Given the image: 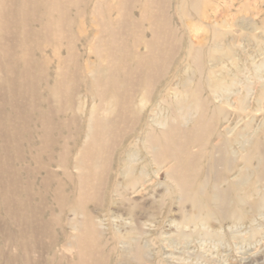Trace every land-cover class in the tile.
Instances as JSON below:
<instances>
[{"label": "bare ground", "instance_id": "obj_1", "mask_svg": "<svg viewBox=\"0 0 264 264\" xmlns=\"http://www.w3.org/2000/svg\"><path fill=\"white\" fill-rule=\"evenodd\" d=\"M135 1L116 0L113 4L116 20L106 23L101 20V0H0V187L4 189L5 211L16 221L20 214L17 221L20 248H26L29 241L37 242L38 249L44 252L55 247L65 235L60 223L64 221L65 212L70 209L75 195L77 204L69 211L81 218L76 222L70 219L67 227L75 230L77 235L62 247L75 249L72 264H84L90 257L92 264L103 263L97 257L106 246L105 242L101 245L105 219L94 213L101 212L105 206L103 191L112 172V152L128 132H134L140 113L147 105L150 88L163 79L177 49L174 31L166 21L168 0H145L144 13L139 21L131 18L129 13L133 11H129L131 8L136 10ZM205 3L206 0H188V10L199 21ZM185 5V0H181L180 21L190 22L189 12L184 13ZM90 6L95 26L92 50L96 63L82 67L79 62L83 55L73 51V46L85 35V32L81 33L80 19L87 16ZM72 8L75 10L73 17L69 14ZM141 21L146 22V28H142ZM207 28L211 30L213 40L206 46L205 59L210 63L209 68H204V41H200L188 61L192 67L191 76L187 68L180 72L173 95L162 100L166 108L152 112L145 124L142 146L151 156L150 169L146 162L139 165L141 158L138 159V152L133 151V156L129 153L121 159L119 171L131 193H135L138 187L146 192L153 175L162 174L164 179L176 175L177 181L174 182L180 193L178 203L189 201L197 209V214L188 217L186 222L205 226L218 217L208 210L203 213L204 208L196 193L189 192L199 172V158L192 154L191 148L199 149L202 154L212 145L204 135L212 136L216 129L202 96L207 91L227 106L235 104L229 101L230 95L234 96L236 108L243 112L247 108V96L253 93L242 82L241 89L235 90L243 71L235 63L231 44H224L229 36L228 23L216 20ZM144 31H148L147 39L142 37ZM128 38H131V44L127 43ZM141 41L145 54L132 53L131 47L138 46ZM86 43L84 39L81 46L85 47ZM60 48L64 56L58 53ZM46 52L51 54L50 58ZM86 60L88 62L89 57ZM225 61L232 62L233 72L226 68ZM261 78L257 77L258 106L264 98ZM139 83L145 87L140 97ZM83 84L84 95L91 102L88 111L84 109V101L78 92ZM220 91L224 92L223 96ZM240 92L244 93L243 97H238ZM262 130L264 123L257 126L255 132ZM214 137L221 141L220 147H211V151L214 149L218 155L215 157L217 162L220 155L223 156L221 148L226 142H222V134H214ZM239 139L243 140L240 150L244 163L254 160L257 165L252 173L245 167L233 170V161L228 162L225 170L235 176L231 186L236 210L230 208V202L228 207L211 204L221 219L229 218L234 222H242L245 203L241 196L253 189L252 176L264 178V152L257 148L256 141L252 144V140ZM167 160L169 165L165 171ZM27 161L36 167L12 168L14 163L19 165ZM53 167L60 169V174L53 172ZM36 179L41 188L40 193L34 195L39 207L29 217L23 207L26 200L32 201L31 186ZM120 185L118 183L116 189ZM211 189L215 191V197L218 196V187L214 185ZM19 191L24 193L26 200L15 198ZM47 196L57 213L50 208L42 209ZM259 198L252 205L254 210L264 206V198ZM129 202V211L123 210L122 201L112 202L119 207L111 214L117 223L113 237L121 245L120 257L127 258V254L131 258L129 264H146L145 247H139L128 231L119 234L121 229L118 227L129 230L130 226L140 225L143 230L148 227L140 223L141 216L135 211L137 202L131 199ZM141 205L144 207L145 203ZM46 211L50 217L43 221ZM45 236H49L47 246L43 243Z\"/></svg>", "mask_w": 264, "mask_h": 264}, {"label": "rangeland", "instance_id": "obj_2", "mask_svg": "<svg viewBox=\"0 0 264 264\" xmlns=\"http://www.w3.org/2000/svg\"><path fill=\"white\" fill-rule=\"evenodd\" d=\"M115 1L101 0V20L107 21L106 23L116 20L117 12L113 10ZM144 1L136 0L134 2L136 10L134 11L132 8L129 10H133L129 12L131 18L139 21L141 13H144L142 8ZM185 2L184 13L187 12V15L189 12L190 22L183 19V21H180L181 17L178 9L181 0H168L166 21L170 29L174 31V40L177 44L174 61L166 70L163 79L150 88L147 105L140 113V120L134 132H128L111 155L112 172L103 191L106 200L105 206L101 212L94 213L99 217L101 215V219H105L103 222V229L105 230L102 229V232H104L101 245L105 242L106 246L101 255L97 257L100 263L103 262L102 264H129L128 262L131 261L127 254H125L127 258L119 256L118 250L121 245L113 237V231L117 229V223L111 217V214L119 209L118 206L112 205L113 201H122L123 205L121 207H123V210L126 208L129 211L131 210L130 199L137 202L135 211L141 216L140 223H145L148 227L145 230L140 225L130 226L131 230L118 227L119 230L121 229L119 234L122 231L124 234L126 230L137 241L139 247H145L148 261H146V264H264V206L256 210L252 206L260 199L259 197L264 198V178L256 179L252 176L253 189L248 190L247 193L241 196L244 198L245 203L242 206V222H234L229 218L226 220L221 219L220 215L214 211L213 205H211L218 204L228 207V202H230V208L236 210L234 204L236 200L235 193L231 186L235 176L226 172L225 167L228 162L233 161V170L235 167H245L250 169L252 173L253 168L257 165L254 160L249 164L244 163L240 150L243 140L239 138L252 140V144L256 141L257 148L264 152V130L255 132L257 126L259 127L264 123V98L261 99L259 106L256 102L257 77H262L261 82L264 83V0H206L201 8L203 17L200 21L193 12L190 13L188 10V0H185ZM91 12L92 8L90 6L87 16L80 19L81 33L85 32V35H83L82 41L73 46V51L83 55L79 62L82 67L87 63H96L92 50L95 42V26L92 23ZM69 14L73 17L75 10L73 8L69 9ZM216 20H224L228 23L227 32L229 36L224 44H231V48L234 50L235 63L239 64L243 71V76L238 80L240 82L235 90L241 89V85L244 84L248 85L249 90H252L253 93L250 92V95L247 96V108L243 112L236 108V97L230 94L229 101L235 102L233 106H227L225 103L220 102L215 99V96L208 94L207 91L202 96L207 103V114L212 117L213 126L216 128L213 130L212 136L204 135L205 140L218 148L221 146V141L216 139L214 134H222V142H226V145L221 148L223 156L220 155L217 162L215 157H218V155L215 154L214 149L211 151L212 145L208 149L206 148L202 154H200L199 149L191 148L192 154L197 155L199 158L197 164L199 172L194 178L193 186L189 192L196 193L204 208L203 213L208 210L215 214V217H218L216 221L211 220L205 226L203 223L186 222L188 217L197 214V209L192 207L189 201L178 203L177 198H179L180 193L174 182V180L177 181L176 175H171L169 179H164L162 174L153 175L149 178L146 192L138 187L135 193H131L127 181L119 176V171L121 170V159L129 153L133 156V151L138 152V159L141 158L139 165L146 162L149 166L148 169H150L151 156L148 152H145L142 146V139L146 131L145 124L152 112L156 113L160 108H166L162 100L164 101L173 95V89H175L174 86L178 82L180 72L187 68L189 76H191L192 67L188 61L193 54L194 47L200 41H204L202 54L205 59L206 46L213 42L211 30L207 27ZM145 23V21H141L142 28L147 27ZM247 24H250L251 27ZM31 27L35 28L34 25ZM147 34L148 31L142 33L143 39L148 38ZM231 37L232 41L230 40ZM84 39L87 43L85 47H82ZM127 43L131 44V38H128ZM131 51L134 54L144 55L146 50L143 41L138 46L131 47ZM58 53L64 56L62 48L58 50ZM46 55L49 58L51 56L49 52H46ZM85 57H89L88 62ZM144 63L139 62V64ZM102 64H105V62H102ZM225 64L230 72L234 71V67L230 65L232 64L231 61H225ZM209 66V61L205 59L204 68H209ZM202 78L204 80V76ZM203 80L200 81L202 87L204 85ZM144 90L145 87L142 86V83H139V97L142 96ZM78 92L81 94L82 101H84V109L88 111L91 102L84 95V84ZM219 93L221 96L224 94L221 91ZM238 95V97H243L244 93L240 92ZM71 130L73 131V128ZM168 161L165 164V171ZM20 166L36 167L35 164L27 161L19 165L14 163L12 168L18 170L21 169ZM52 170L56 174H60V169L53 167ZM19 174L20 177L24 176L22 172H19ZM37 182L38 179L31 186L32 201H27L22 191L15 194V198L20 197L26 200L23 210L29 217L39 207L37 200L34 198V195L40 193L39 190H41L37 186ZM118 183L121 185L116 189ZM214 185L218 187L219 191L216 197L215 191L211 189ZM3 191L4 189L0 187V264H72L75 261V249L62 247V244L70 243L71 239L77 235L75 230L67 227L70 219L76 222L81 218L78 214L73 216L69 211L74 209L77 204L74 201L76 196H73V203L69 206L70 209L65 212L64 221L60 223V227L65 230V235L55 247L44 252L40 251L37 242L33 241H29L26 248L19 247L21 237L18 236L20 226L17 221H19L20 214L17 215L16 221L12 214L10 215L5 211L4 197L2 198ZM46 194L49 196V192ZM119 194L122 197L118 196ZM142 202L145 203L144 207L141 205ZM51 205L48 197L42 209L50 208L54 213H57ZM49 217L50 215L46 211L45 215L42 216V220L47 221ZM54 233L56 234L57 230ZM48 238L49 236L43 237L45 246L48 244ZM84 264H92V258L85 259Z\"/></svg>", "mask_w": 264, "mask_h": 264}]
</instances>
